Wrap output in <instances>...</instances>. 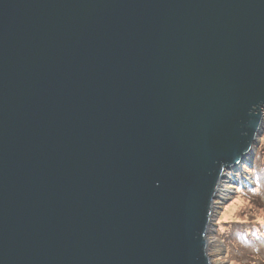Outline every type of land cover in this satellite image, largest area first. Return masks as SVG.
<instances>
[{
	"label": "water",
	"instance_id": "water-1",
	"mask_svg": "<svg viewBox=\"0 0 264 264\" xmlns=\"http://www.w3.org/2000/svg\"><path fill=\"white\" fill-rule=\"evenodd\" d=\"M263 113L264 0H0V264H211Z\"/></svg>",
	"mask_w": 264,
	"mask_h": 264
},
{
	"label": "rangeland",
	"instance_id": "rangeland-1",
	"mask_svg": "<svg viewBox=\"0 0 264 264\" xmlns=\"http://www.w3.org/2000/svg\"><path fill=\"white\" fill-rule=\"evenodd\" d=\"M261 127L248 156L220 180L207 235L211 264H264V233L254 242L241 235L244 229L253 233L264 228V118ZM228 229L232 237H227Z\"/></svg>",
	"mask_w": 264,
	"mask_h": 264
},
{
	"label": "trees",
	"instance_id": "trees-1",
	"mask_svg": "<svg viewBox=\"0 0 264 264\" xmlns=\"http://www.w3.org/2000/svg\"><path fill=\"white\" fill-rule=\"evenodd\" d=\"M254 161L255 160H253V163H254ZM246 171L249 169V167L246 165ZM245 171V170H244ZM246 173V172H245ZM254 188L256 189V191H257V185L255 184L254 185ZM253 188V189H254ZM235 229V228H234ZM237 229H239V228H237ZM237 229H236V231H237ZM235 231V230H234ZM244 231V233L243 234H241L242 235V239L244 240V241H247V242H254L255 241V239H260V238H262V236H263V233H264V228H259L256 232H253V233H251V232H248V230L247 229H244L243 230ZM243 231H240V232H243ZM227 237L229 236V237H232L233 236V234H232V229H228L227 231ZM237 233V232H236Z\"/></svg>",
	"mask_w": 264,
	"mask_h": 264
},
{
	"label": "bare ground",
	"instance_id": "bare-ground-1",
	"mask_svg": "<svg viewBox=\"0 0 264 264\" xmlns=\"http://www.w3.org/2000/svg\"><path fill=\"white\" fill-rule=\"evenodd\" d=\"M248 156V154L245 156V157H247ZM230 170H233V169H230ZM228 171V170H227ZM223 178H224V176H223ZM218 191H219V189L217 190V193H218Z\"/></svg>",
	"mask_w": 264,
	"mask_h": 264
}]
</instances>
